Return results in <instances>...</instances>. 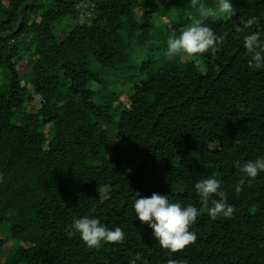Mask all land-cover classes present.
<instances>
[{"label": "trees", "instance_id": "obj_1", "mask_svg": "<svg viewBox=\"0 0 264 264\" xmlns=\"http://www.w3.org/2000/svg\"><path fill=\"white\" fill-rule=\"evenodd\" d=\"M26 1L0 0V32ZM231 2V20H203L226 42L173 60L169 35L201 19L191 0H36L0 38V264H130L137 252L136 264H264V171L235 191L236 162L264 158V68L248 67L243 40L264 39V0ZM209 176L231 219L201 204L194 185ZM135 192L196 206L195 244L163 249ZM84 215L124 242L68 236Z\"/></svg>", "mask_w": 264, "mask_h": 264}, {"label": "clouds", "instance_id": "obj_2", "mask_svg": "<svg viewBox=\"0 0 264 264\" xmlns=\"http://www.w3.org/2000/svg\"><path fill=\"white\" fill-rule=\"evenodd\" d=\"M191 4L198 10L201 19L183 27L179 35L176 33L169 35L164 53L167 60H173L181 53L188 56L203 54L209 49L221 47L227 40V32L217 35L211 27L203 23V20L210 17L231 20L236 16V8L231 0H217L214 6H207L201 0H191ZM240 23L243 27L238 26L237 32L257 24L258 18L253 16L246 21L241 19ZM243 40L246 55L249 57L248 67L253 70L264 68V39H261L260 32L253 31L245 35ZM235 167L241 173L235 185V191L240 192L247 178L255 179L264 171V158L248 159L242 163L237 161ZM194 188L201 204L207 206L210 218L215 220L219 216L228 219L233 217L235 207L228 202V192L222 188L221 181L215 176L198 180ZM132 207L136 217L153 230L152 235L163 249L176 253L195 244L197 234L190 231V226L196 222L200 210L193 204L183 206L180 202H170L167 195L157 192H153L151 196H142L135 192ZM65 231L70 237L79 233L89 248H99L102 242L115 244L123 243L125 240V233L120 226L109 228L96 216L84 215L74 218L72 223L66 226ZM140 260L142 255L137 252L130 264H136ZM143 264L147 262L143 261ZM167 264H186V261L168 259Z\"/></svg>", "mask_w": 264, "mask_h": 264}, {"label": "water", "instance_id": "obj_3", "mask_svg": "<svg viewBox=\"0 0 264 264\" xmlns=\"http://www.w3.org/2000/svg\"><path fill=\"white\" fill-rule=\"evenodd\" d=\"M35 1L36 0H27L26 2H24L22 4V6L20 7L19 12H18V21H17V24H16L14 30L13 31H10V32H0V38H8V37H11V36L15 35L20 30V28H21V26L23 24L24 18L27 15V9Z\"/></svg>", "mask_w": 264, "mask_h": 264}, {"label": "rangeland", "instance_id": "obj_4", "mask_svg": "<svg viewBox=\"0 0 264 264\" xmlns=\"http://www.w3.org/2000/svg\"><path fill=\"white\" fill-rule=\"evenodd\" d=\"M166 1H168V0H165V2H166ZM173 4H174V3H173ZM82 19H83V18L81 17L79 20L82 21Z\"/></svg>", "mask_w": 264, "mask_h": 264}]
</instances>
